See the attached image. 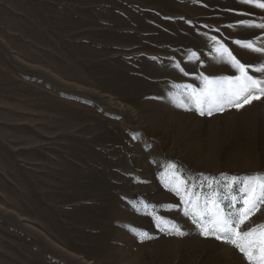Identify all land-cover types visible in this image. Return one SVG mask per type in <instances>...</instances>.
Returning a JSON list of instances; mask_svg holds the SVG:
<instances>
[{
    "label": "rangeland",
    "instance_id": "rangeland-1",
    "mask_svg": "<svg viewBox=\"0 0 264 264\" xmlns=\"http://www.w3.org/2000/svg\"><path fill=\"white\" fill-rule=\"evenodd\" d=\"M240 21L264 24V9L0 0V264H249L184 203L214 192L235 217L264 174V99L201 115L192 98L203 76L239 74L220 44L264 79V53L235 43L264 48V29ZM260 223L264 206L242 227Z\"/></svg>",
    "mask_w": 264,
    "mask_h": 264
},
{
    "label": "snow or ice",
    "instance_id": "snow-or-ice-1",
    "mask_svg": "<svg viewBox=\"0 0 264 264\" xmlns=\"http://www.w3.org/2000/svg\"><path fill=\"white\" fill-rule=\"evenodd\" d=\"M244 2L264 9V0H244ZM240 23L264 29V24L253 25L250 21H240ZM211 39L215 40L216 38L212 37ZM235 43L253 51L264 53V48L255 47L251 41L237 40ZM215 51L221 56L226 55L232 67L239 74L235 77H202L204 87L199 92L196 89L192 90V98L201 115L205 111L203 105L209 101L212 103L207 114L211 115L213 107L216 111H223L225 105L240 109L253 101L264 99V79L249 75L247 71L249 66L241 63L223 44L215 48ZM256 71L264 73V65L257 68ZM177 192L179 193V189ZM186 192L189 199L184 200L185 215H191L193 223L197 224L201 235L214 237L217 240L232 244L249 261V264H264V223L252 225L247 230L242 227L261 206H264V174L247 177L243 189L242 207L235 214V217L221 209L214 192L205 198L203 205L200 204L198 195L189 192L187 189ZM193 196L195 199L192 198ZM154 218L159 221L158 227L162 224L164 229L174 232L178 236L184 235V232L177 225H169V222L159 217ZM136 231L141 240L151 238L147 232Z\"/></svg>",
    "mask_w": 264,
    "mask_h": 264
}]
</instances>
